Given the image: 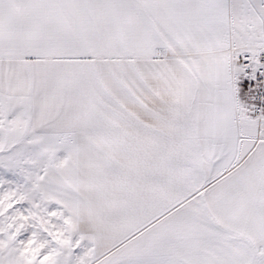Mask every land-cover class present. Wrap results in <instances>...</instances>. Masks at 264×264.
<instances>
[{
    "label": "snow or ice",
    "instance_id": "6c2138e0",
    "mask_svg": "<svg viewBox=\"0 0 264 264\" xmlns=\"http://www.w3.org/2000/svg\"><path fill=\"white\" fill-rule=\"evenodd\" d=\"M0 264H264V0H0Z\"/></svg>",
    "mask_w": 264,
    "mask_h": 264
}]
</instances>
